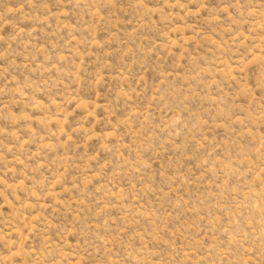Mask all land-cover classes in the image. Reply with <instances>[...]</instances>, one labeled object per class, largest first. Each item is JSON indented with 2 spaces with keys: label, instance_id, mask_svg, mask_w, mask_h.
I'll return each instance as SVG.
<instances>
[{
  "label": "rangeland",
  "instance_id": "rangeland-1",
  "mask_svg": "<svg viewBox=\"0 0 264 264\" xmlns=\"http://www.w3.org/2000/svg\"><path fill=\"white\" fill-rule=\"evenodd\" d=\"M0 264H264V0H0Z\"/></svg>",
  "mask_w": 264,
  "mask_h": 264
}]
</instances>
